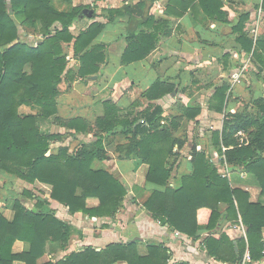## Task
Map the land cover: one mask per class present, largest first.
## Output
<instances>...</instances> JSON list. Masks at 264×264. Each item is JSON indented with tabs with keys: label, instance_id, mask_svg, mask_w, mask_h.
<instances>
[{
	"label": "trees",
	"instance_id": "trees-1",
	"mask_svg": "<svg viewBox=\"0 0 264 264\" xmlns=\"http://www.w3.org/2000/svg\"><path fill=\"white\" fill-rule=\"evenodd\" d=\"M192 6L223 18L220 0H170L167 12L182 17ZM84 9L78 6L61 10L53 0H10L8 7V0H0V174L30 184L49 185L50 197L67 207L71 214L81 212L94 220L114 217L128 190L114 173L94 169L93 163L108 158L104 140L109 135L121 133L129 140L124 157L141 159L149 166L148 182L165 187L152 190L143 203L153 218L190 237L208 230L211 235L206 239V249L209 255L219 260L237 263L243 258L247 246L252 260H260L264 249V201L253 203L248 192L232 188L204 151L192 148L189 154L192 173L183 176L179 189L169 185L179 158L175 145L181 147L184 141L174 136L171 127L161 123L164 112L161 105L131 119L121 116L122 110L108 100L103 102L105 115L97 119L96 125L82 118L64 121V126L74 131L69 138L85 133L96 137L92 142L80 141L71 151L68 145L60 146L63 143L61 134L43 133L36 115L20 112L22 106L32 105L41 110L43 117L57 114L60 83L64 77L70 80L76 77L73 69L67 70L70 57L66 45L73 44V55L80 62L77 71L80 78L86 79L100 72L101 64L106 61L107 46L94 44V40L104 24L97 21L78 34L73 32ZM98 15L101 14L94 11L92 18ZM125 16L130 17V25L125 34L128 46L122 61L133 63L145 59L156 48L159 38L157 32L141 29L143 26L148 29L154 23L147 0L135 7L106 9L102 17L112 23L117 17ZM20 25L34 29L39 36L35 43L27 41L29 35L20 34ZM237 39L247 51L251 50L253 42L250 39L243 34ZM254 54L260 64L259 76L264 82V39L257 42ZM174 90L175 85L156 81L146 96L158 99ZM227 90L228 85L217 87L210 109L224 111ZM253 106L257 113L248 110L227 113L223 131L214 132L213 142L220 155H223L220 145L228 147L225 157L230 164L242 167L256 177L264 198V97L256 99ZM185 111L187 117L194 119L202 107L196 105ZM141 118L144 121L138 123ZM171 125L178 129L180 123L172 121ZM240 131L246 134L242 143L235 137ZM25 193L32 197L31 191ZM2 199L0 187V205ZM36 199V209L31 210L15 196L11 219L5 216L0 206V264L169 262L170 251L164 245L150 244L148 254L141 255L138 242L132 240L109 244L102 250L86 247L58 260H42L49 244L54 245V253L67 249L75 229L52 212L47 199ZM222 204L226 206L225 210ZM239 218L246 228L247 239L234 240L225 232H216L224 219L235 222ZM16 241L27 245L20 254L12 252Z\"/></svg>",
	"mask_w": 264,
	"mask_h": 264
},
{
	"label": "crops",
	"instance_id": "crops-1",
	"mask_svg": "<svg viewBox=\"0 0 264 264\" xmlns=\"http://www.w3.org/2000/svg\"><path fill=\"white\" fill-rule=\"evenodd\" d=\"M141 1L143 0H72L71 4H67L53 0L56 7L65 11L78 6L93 7L89 9L101 15L82 18L74 26L73 32L78 34L98 21L104 24V28L94 44L107 46L106 61L101 64L100 72L82 79L77 75L80 62L73 55V44L66 45L72 51L67 70L73 69L76 77L74 80L64 77L60 83L68 85L70 93L64 94V102L57 100L58 116L63 121L82 118L96 125L97 119L105 115L103 102L108 100L122 110L121 116H129L131 119L161 105L164 109L161 123L171 127L174 136L184 141L183 146L176 144L174 148L179 153V158L169 182L171 187L179 189L183 176L192 173L189 154L195 147L208 155L221 175L229 180L232 188L248 192L253 203L264 201L256 177L246 173L242 167L230 164L225 157L228 147L221 144L223 155H220L213 142L214 132L223 131L227 113H243L247 111L241 107L243 103H253L264 97V82L259 76L260 64L254 54L257 42L264 39V0H220L223 18L209 15L199 6H192L182 17H176L167 12L170 0H147L154 23L148 29L144 26L141 29H146L149 33L157 32V46L145 59L123 63V54L128 46L125 34L130 25V17H117L111 23L102 16L106 9L135 7ZM240 23H243L242 30L239 29ZM242 34L253 42L250 51L237 39ZM156 81L173 84L175 90L164 97L148 99L146 93ZM222 85H228V90L226 105L221 113L210 109V102L214 100L217 87ZM196 105L202 107L201 113L194 119L187 117L185 110ZM143 121L141 118L138 123ZM172 121L180 123L178 129L172 127ZM54 133L56 131L51 132ZM241 135L242 131L235 135L240 143ZM73 140H68L70 147L83 138L80 136ZM93 168L114 173L128 190L122 207L114 217L94 220L81 212L71 214L67 207L50 197L49 185L28 183L29 187L26 189L32 192V197L47 199L52 212L75 229L67 249L56 256L47 254L42 260H58L72 251H81L86 247L102 250L109 244L140 238L137 242L141 255L148 254L147 246L150 244L164 245L170 251L168 264H237L209 255L205 245L207 237L211 235L208 230L200 231L197 237L182 233V236H176V230L162 225L145 210L143 203L150 192L154 189L163 190L165 187L148 182L149 166L141 159L108 154L106 160L95 161ZM233 178L237 183H233ZM34 207L27 208L32 210ZM221 207L224 210L226 208L223 204ZM10 211L11 219L13 210ZM8 215L9 212L5 213L6 217ZM235 225V222L224 219L216 232H225L234 240L247 239L244 224L245 234H239ZM26 248V244L16 241L12 252L20 254ZM116 264L127 263L120 261ZM249 264H264V259L252 260Z\"/></svg>",
	"mask_w": 264,
	"mask_h": 264
},
{
	"label": "rangeland",
	"instance_id": "rangeland-1",
	"mask_svg": "<svg viewBox=\"0 0 264 264\" xmlns=\"http://www.w3.org/2000/svg\"><path fill=\"white\" fill-rule=\"evenodd\" d=\"M9 6H10V0H8V7ZM18 24H19V22H18ZM20 34L24 35V36L29 35L30 38H28L27 41L31 42V43H35L37 40V37H39L34 32L33 28H29V27L21 26V25H20ZM22 38L24 39L25 37H22ZM65 50H66L67 54H71V52H72L71 49L69 50L68 48H66ZM59 90H60V94L58 95L59 97H57V100L61 99L60 102L61 101L64 102L62 100V98H63V96H65L64 94L70 93L69 86L66 84H61V85H59ZM241 107L246 108V110H248L249 112L257 113V108L253 106V103H243L241 105ZM20 112L23 114H34V115H36L38 118L37 119L38 125L40 127V130L43 133L51 134V132L56 131V133H54V134H57V133L61 134L63 137V143L60 144V146L63 144L69 146V141L70 140L72 141L73 139H75V137L69 138L70 137L69 134L71 132H74V131H71L66 126H64V121L61 119V117L58 116L59 111L57 112L56 115H52L51 117L46 118V117H43L41 115V110L38 107H34L32 105H25V106H22L20 108ZM80 136H82L83 140H85V139L87 141L92 140V139H93L92 141L96 140V137L91 136L89 133L77 135V137H80ZM240 138H241V141L244 142V140L246 139V134L243 133V135H241ZM73 142H74V140H73ZM76 142L77 141H75V144L72 143L74 145L71 144L73 147H69L70 151L75 150L76 147L80 144V143H76ZM53 143H55V142H53ZM104 144H105V147L107 148L108 154L111 155V154L115 153L116 156H117V154H119V155L121 154V156H122L125 148L129 144V140L124 135H122L121 133H117V134L109 135L104 140ZM235 182L236 181L233 178V183H235ZM0 187H1V197L3 198L0 206H2L3 212H5V213L9 212V215L7 216L9 219H10V215H11L10 209H12V203H13L15 196H18V198L21 199L22 203L27 205V207L35 206L34 209H36V203H37L36 199L25 193L26 190L28 191V189H26V188L29 187V184L27 182L20 180V179H15L14 177H11L10 175L3 173V174H0ZM4 198H6V200ZM43 201H45V200L43 199ZM235 224L236 225L234 226V228L236 229V231L239 232V234H240V232L245 234L244 227H243V224H242L240 218L237 221H235ZM53 248H54V245L49 244L47 254H54L56 256V254L60 250H58L56 253H54L56 250ZM43 259H44V257H43Z\"/></svg>",
	"mask_w": 264,
	"mask_h": 264
},
{
	"label": "built area",
	"instance_id": "built-area-1",
	"mask_svg": "<svg viewBox=\"0 0 264 264\" xmlns=\"http://www.w3.org/2000/svg\"><path fill=\"white\" fill-rule=\"evenodd\" d=\"M175 234L176 236H182L181 233L177 231ZM262 258L264 259V249L262 251ZM251 262H252V258H251V255H250V252L247 246L243 258L239 262H237V264H249Z\"/></svg>",
	"mask_w": 264,
	"mask_h": 264
},
{
	"label": "water",
	"instance_id": "water-1",
	"mask_svg": "<svg viewBox=\"0 0 264 264\" xmlns=\"http://www.w3.org/2000/svg\"><path fill=\"white\" fill-rule=\"evenodd\" d=\"M94 15V10L93 9H89V8H86L82 11V14H81V19L82 18H92V16ZM137 240H140V238H135L134 240L132 241H137Z\"/></svg>",
	"mask_w": 264,
	"mask_h": 264
}]
</instances>
